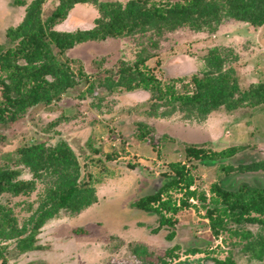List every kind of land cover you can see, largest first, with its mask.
Masks as SVG:
<instances>
[{
    "label": "rangeland",
    "instance_id": "obj_1",
    "mask_svg": "<svg viewBox=\"0 0 264 264\" xmlns=\"http://www.w3.org/2000/svg\"><path fill=\"white\" fill-rule=\"evenodd\" d=\"M31 1L0 0L1 56L17 50L18 41L10 43L6 31L22 21ZM60 1L42 0L37 11L44 18ZM129 1L78 2L54 29L90 30L100 16L98 2L122 9ZM143 1L154 5L188 0ZM217 1L223 0H209ZM170 18L55 51L77 83L49 103L27 107L2 127L0 165L18 167V153L26 146H59L66 155L58 165L59 177L67 172L80 190H93L96 201L77 212L59 208L34 231L35 208L55 190L57 175L50 169L35 179L23 169L19 178L34 179L33 190L1 200L16 206L19 229L25 232L19 236L32 231L36 247L18 248L19 236L0 238V264H264V259L244 251L261 226L243 221L246 214L236 222L227 201L214 189L224 177L222 166L264 162V104L246 99L232 111L223 105L207 111L182 98L196 90L192 77L208 70L222 68L240 90L264 82V13L254 16L258 24L223 12L196 20ZM24 62L18 58L16 63ZM10 70L0 60V106ZM120 78L126 87L111 88ZM130 84L134 88L129 89ZM230 146L245 149L212 166L185 152L193 147L214 155ZM182 166L183 180L164 188L150 205L156 212L137 206L167 177H176L175 169ZM24 203L33 206L32 212ZM250 215L264 221V214Z\"/></svg>",
    "mask_w": 264,
    "mask_h": 264
},
{
    "label": "trees",
    "instance_id": "obj_2",
    "mask_svg": "<svg viewBox=\"0 0 264 264\" xmlns=\"http://www.w3.org/2000/svg\"><path fill=\"white\" fill-rule=\"evenodd\" d=\"M84 1L90 0H61L47 16L42 18L40 11H37L42 0H32L25 8L22 21L16 27H10L6 31L8 41L10 43L18 41V48L13 52L7 50L5 56L0 55L1 65L7 66V68L12 67L6 78L7 82H3L5 100L4 104L0 106V138L2 127L17 120L21 111L23 112L27 107L35 104L49 103L53 98L59 97L61 93L77 83L67 62L60 61L54 55L57 50L62 53L87 41L121 35L124 31L131 33L156 20L169 22L172 19L170 16L173 15L177 19L192 17L196 20L201 16L208 17L223 12L228 17H240L252 24H258L253 21L254 16L259 11L264 13V0H223L214 3L209 0H188L183 4L166 2L154 5H147L143 0H130L122 9L119 5L98 2L100 16L95 20L94 28L73 32L54 29L57 24L66 19L74 4ZM106 16H109L107 22L104 20ZM121 18L124 22L121 21ZM18 58H22L25 62L17 64ZM214 63V60L210 62V64ZM215 71L214 73L210 70L203 71L200 76L192 77L191 81L196 90L191 96L182 97L189 105L203 106L207 111L223 105L228 111H232L241 106L246 99L252 101L253 104L259 102L264 104V82L251 83L244 90H240L236 81L229 79L226 71L222 68ZM216 73L218 76L215 75ZM48 76L50 79H47ZM121 79L118 80L120 83H113L111 88L122 85L125 88L126 84ZM133 86L130 84L128 88H134ZM156 91L158 92L159 89ZM64 148L68 149L67 146ZM241 149L244 151L245 148L230 146L228 149L220 151L219 154L213 155L201 148L186 147L185 152L201 164L212 166L221 158L232 157ZM63 157L64 159H62ZM65 157V153L60 150L59 146L47 147L39 143L20 149L17 157L18 167L0 165V238L16 237L25 233L20 231L22 228L19 229L14 211L16 206L1 200L3 197L13 198L18 195H27L33 190L34 179L21 180L19 178L25 168L29 169L35 179L41 178L43 173L51 169L57 175L58 181L55 190L49 196L42 198L40 205L35 208V211H38V216L33 222L34 231L52 217V213L59 208L77 212L83 206L86 207L96 201L92 194L94 191L89 188L85 191L80 190V187L72 184L67 172L59 177L58 165L62 164ZM238 162H230L227 169L222 166L225 170L224 177L219 183L214 184V189L224 202L227 201V207L235 216L236 222H239L243 214H246L243 221L251 224L257 223L261 226V231L244 246V251L246 250L251 256L263 260L264 221L251 216L250 212L264 214V183L262 179L264 176L259 172L264 171V162L254 160ZM183 169V166L176 168V177L174 175L167 177L168 180L163 186L154 190L150 195L142 196L138 200L137 206L145 211L156 212L157 209L151 208L150 205L159 199L164 188L183 180ZM238 191L242 195L249 194L250 199H241V194ZM231 196L233 199L232 202H229ZM23 205L27 211L32 212L31 204L24 203ZM212 211H208L210 218ZM212 228L216 233L217 230L213 223ZM33 236L32 231L25 237L19 236L17 239L18 248L22 250L35 249ZM190 251L196 253L197 248H192ZM140 252L145 251L143 249Z\"/></svg>",
    "mask_w": 264,
    "mask_h": 264
},
{
    "label": "water",
    "instance_id": "obj_3",
    "mask_svg": "<svg viewBox=\"0 0 264 264\" xmlns=\"http://www.w3.org/2000/svg\"><path fill=\"white\" fill-rule=\"evenodd\" d=\"M155 189H157V187Z\"/></svg>",
    "mask_w": 264,
    "mask_h": 264
},
{
    "label": "flooded vegetation",
    "instance_id": "obj_4",
    "mask_svg": "<svg viewBox=\"0 0 264 264\" xmlns=\"http://www.w3.org/2000/svg\"><path fill=\"white\" fill-rule=\"evenodd\" d=\"M154 190H156V189H154Z\"/></svg>",
    "mask_w": 264,
    "mask_h": 264
}]
</instances>
